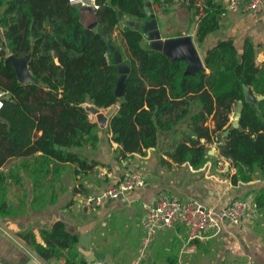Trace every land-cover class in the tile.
Returning <instances> with one entry per match:
<instances>
[{
    "label": "trees",
    "instance_id": "obj_1",
    "mask_svg": "<svg viewBox=\"0 0 264 264\" xmlns=\"http://www.w3.org/2000/svg\"><path fill=\"white\" fill-rule=\"evenodd\" d=\"M98 1L101 7L91 10L97 24L90 28L83 11L69 0H0V91L5 92L0 108V214L22 210L12 209L5 199L11 179L23 183L20 170L32 179L35 191L48 187L53 192L62 163L94 168L96 161L89 163L77 152L86 146L95 149L99 142L86 102L103 109L120 102L109 131L122 158L145 155L157 145L159 132L175 127L181 141L170 153L173 160L200 168L208 155L206 144L224 138L220 154L237 168L235 182L248 181L257 171L264 175L262 46L247 37L240 53L234 39H219L205 53V68L188 74L186 61L143 46V32L120 20L119 11L131 20H147L145 0ZM186 7L191 21L198 22L195 40L200 45L219 28L225 2L191 0ZM109 44L131 67L122 97L115 92L120 74ZM11 54L31 55L34 82L19 81L12 62H5ZM248 88L263 96L258 104L246 100ZM240 102V125L234 127L231 117ZM11 158L22 159L5 171ZM255 202L264 207V187ZM39 232L42 241L32 230L20 236L42 259L65 257L66 264H89L78 251L80 235L68 231L64 221Z\"/></svg>",
    "mask_w": 264,
    "mask_h": 264
},
{
    "label": "crops",
    "instance_id": "obj_2",
    "mask_svg": "<svg viewBox=\"0 0 264 264\" xmlns=\"http://www.w3.org/2000/svg\"><path fill=\"white\" fill-rule=\"evenodd\" d=\"M224 2L226 6L227 0ZM80 9L84 13L86 25L93 28L97 21L93 18L92 8ZM2 11L3 8L0 7V13ZM191 17L186 5L182 2L173 3L165 13L158 15L162 37L168 39L186 35L191 25L197 28V20L191 21ZM218 19L219 28L208 34L202 44L196 43L194 34L202 59L219 39H234L241 53L245 39L251 37L263 49L258 60H264V5L255 13L235 14L226 10ZM118 33L119 30H116L115 35ZM142 44H149L145 34ZM86 105L94 104L86 102ZM100 109L102 112L107 110ZM89 116L92 120L95 117L90 112ZM234 117L235 115L231 117L232 121ZM109 121L110 118L104 128L97 123L99 142L95 149L86 146L77 150L89 163L97 162L94 168L81 169L78 164L62 163L53 192L48 187L35 191L32 179L24 170L19 171L23 179L21 185L10 180V192L6 191L5 199L12 205V209L23 210L18 214H0V264H27L33 259L30 249L35 250L20 236V232L32 230L37 239L42 241L40 229L50 228L59 220L64 221L68 231L80 236L88 235L90 249L108 253L115 264H121L110 250L127 248L141 253L144 205L153 203L160 193L182 201L197 199L220 210L233 198L255 201L256 193L264 187V175L260 171L255 172L248 181L239 179L235 182L237 168L230 159L220 154L219 149H214L209 144H206V162L200 168L173 160L170 153L181 141L175 127L159 132L157 145L146 150L145 155L134 153L132 157L122 158L118 144L112 140ZM208 124L213 127L211 118ZM184 129L186 128L182 127L181 130ZM217 140L219 139L213 142ZM201 141L206 142L204 138ZM38 154L40 152L36 153ZM21 159L11 158L2 169L7 171ZM103 167L108 168L111 173L107 179L100 177L99 171ZM132 171L146 175L147 182L143 187L126 192L117 199L105 201L99 206L87 207L84 204L86 196L114 185L125 173ZM53 197L55 200L51 201ZM50 201L52 205L48 204ZM40 203L42 204L39 206ZM79 246L78 244V251ZM153 246H158V264H242L249 260L255 264H264V207L258 208V216L254 220H245L238 226L226 222L220 231L210 232L205 238L194 241L187 239L183 226L176 225L158 233L151 247ZM44 262L66 264V258H52ZM91 264L100 263L94 261ZM123 264H127V261Z\"/></svg>",
    "mask_w": 264,
    "mask_h": 264
},
{
    "label": "built area",
    "instance_id": "obj_3",
    "mask_svg": "<svg viewBox=\"0 0 264 264\" xmlns=\"http://www.w3.org/2000/svg\"><path fill=\"white\" fill-rule=\"evenodd\" d=\"M72 5L99 9L98 0H69ZM156 15L165 13L173 3L169 0H151ZM189 5L191 0H183ZM180 2L179 0H174ZM264 5V0H227L225 11L229 13L257 12ZM4 91H0V108L3 106ZM224 140L219 139L209 143L210 147L219 149ZM102 179L111 176L108 168L103 167L99 171ZM146 175L138 171L125 173L117 183L103 189L97 194L84 198L87 207H95L103 202L117 199L126 192L134 191L146 184ZM145 215L142 219V244L141 255L145 256L158 233L176 225L184 227L189 241L205 238L210 232L220 231L224 224L231 223L234 226L241 225L245 220H254L258 216V207L254 200L249 198H233L225 203L220 210L197 199L182 201L172 198L166 193L157 195L153 203L144 205ZM242 264H255L249 260Z\"/></svg>",
    "mask_w": 264,
    "mask_h": 264
},
{
    "label": "water",
    "instance_id": "obj_4",
    "mask_svg": "<svg viewBox=\"0 0 264 264\" xmlns=\"http://www.w3.org/2000/svg\"><path fill=\"white\" fill-rule=\"evenodd\" d=\"M80 7L79 5H75ZM145 12L148 17L145 21L131 20L129 17H125L122 11H119V18L121 21L125 20L129 25L135 27L138 30H141L145 34L149 41V48L152 50L163 52L171 60H184L187 63L186 73L196 74L200 69L205 68L204 61L198 51V48L194 41L195 26L193 25L191 32L186 35H181L175 38L164 39L159 28L158 16L155 13L153 8V3L151 0H145ZM101 33L104 32L100 29ZM110 51L114 54V62L117 65L118 72L120 74L116 87V95L122 97L125 94L126 90V79L131 71V67L123 59L122 52L116 48V46L109 44ZM32 60L31 55H24L18 57L16 55H9L5 62L11 61L17 77L20 82H34L35 78L33 77L29 63ZM263 96L256 95L252 88L247 89L246 100L258 104V101L261 100ZM120 102L116 106L110 107L105 112H102L101 109L95 105H86V109L93 114L95 117L94 122H97L102 128L107 124L108 119L118 110ZM243 109V103L238 104L237 112L233 119V126L238 127L240 125V116ZM229 130L226 131L227 135ZM79 251L86 257L87 261L91 264L94 261H97L100 264H115L112 256L108 253L101 251H93L90 249L89 245V236L82 234L79 239ZM30 252L33 256L27 264H46L44 260L37 255L35 251L30 249Z\"/></svg>",
    "mask_w": 264,
    "mask_h": 264
},
{
    "label": "rangeland",
    "instance_id": "obj_5",
    "mask_svg": "<svg viewBox=\"0 0 264 264\" xmlns=\"http://www.w3.org/2000/svg\"><path fill=\"white\" fill-rule=\"evenodd\" d=\"M192 27H193L192 25L189 27L188 33L191 32ZM60 180L62 181L61 178ZM9 186L7 188V192H10ZM19 201H20L19 203H21V198L19 199ZM16 203H18V201H16ZM41 204L42 203L38 205L40 206ZM48 204L52 205L51 201ZM110 252L114 254L115 259L117 261H120L121 264L126 263V261L127 264H158V246L150 247L147 253L145 254V256L141 255V253L139 254L138 251L137 252L129 251L127 248H120V249L112 248Z\"/></svg>",
    "mask_w": 264,
    "mask_h": 264
}]
</instances>
